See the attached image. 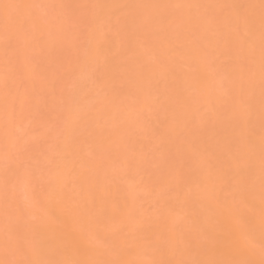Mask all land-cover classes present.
<instances>
[{"label":"bare ground","instance_id":"obj_1","mask_svg":"<svg viewBox=\"0 0 264 264\" xmlns=\"http://www.w3.org/2000/svg\"><path fill=\"white\" fill-rule=\"evenodd\" d=\"M264 264V0H0V264Z\"/></svg>","mask_w":264,"mask_h":264},{"label":"snow or ice","instance_id":"obj_2","mask_svg":"<svg viewBox=\"0 0 264 264\" xmlns=\"http://www.w3.org/2000/svg\"><path fill=\"white\" fill-rule=\"evenodd\" d=\"M37 264H39V262H37Z\"/></svg>","mask_w":264,"mask_h":264}]
</instances>
